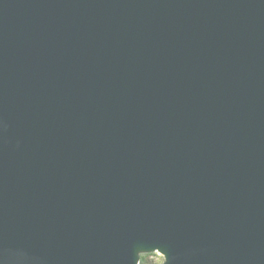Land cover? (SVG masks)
Wrapping results in <instances>:
<instances>
[{
  "label": "water",
  "instance_id": "1",
  "mask_svg": "<svg viewBox=\"0 0 264 264\" xmlns=\"http://www.w3.org/2000/svg\"><path fill=\"white\" fill-rule=\"evenodd\" d=\"M264 264V0H0V264Z\"/></svg>",
  "mask_w": 264,
  "mask_h": 264
},
{
  "label": "rangeland",
  "instance_id": "2",
  "mask_svg": "<svg viewBox=\"0 0 264 264\" xmlns=\"http://www.w3.org/2000/svg\"><path fill=\"white\" fill-rule=\"evenodd\" d=\"M149 264H164L165 258L159 253L144 254Z\"/></svg>",
  "mask_w": 264,
  "mask_h": 264
},
{
  "label": "trees",
  "instance_id": "3",
  "mask_svg": "<svg viewBox=\"0 0 264 264\" xmlns=\"http://www.w3.org/2000/svg\"><path fill=\"white\" fill-rule=\"evenodd\" d=\"M141 264H149L145 256H141Z\"/></svg>",
  "mask_w": 264,
  "mask_h": 264
}]
</instances>
